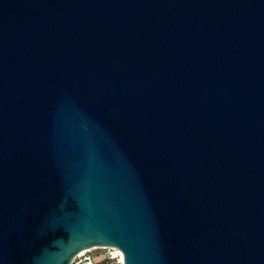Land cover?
Segmentation results:
<instances>
[{"label": "water", "instance_id": "95a60500", "mask_svg": "<svg viewBox=\"0 0 264 264\" xmlns=\"http://www.w3.org/2000/svg\"><path fill=\"white\" fill-rule=\"evenodd\" d=\"M264 264V0H0V264Z\"/></svg>", "mask_w": 264, "mask_h": 264}, {"label": "built area", "instance_id": "2783aa9c", "mask_svg": "<svg viewBox=\"0 0 264 264\" xmlns=\"http://www.w3.org/2000/svg\"><path fill=\"white\" fill-rule=\"evenodd\" d=\"M124 254L116 245H95L79 251L69 264H125Z\"/></svg>", "mask_w": 264, "mask_h": 264}]
</instances>
